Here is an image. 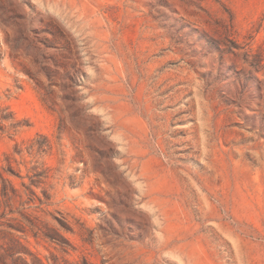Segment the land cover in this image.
Returning a JSON list of instances; mask_svg holds the SVG:
<instances>
[{"label": "rangeland", "instance_id": "374dc122", "mask_svg": "<svg viewBox=\"0 0 264 264\" xmlns=\"http://www.w3.org/2000/svg\"><path fill=\"white\" fill-rule=\"evenodd\" d=\"M0 174V264H264V0H0Z\"/></svg>", "mask_w": 264, "mask_h": 264}, {"label": "trees", "instance_id": "16d2710c", "mask_svg": "<svg viewBox=\"0 0 264 264\" xmlns=\"http://www.w3.org/2000/svg\"><path fill=\"white\" fill-rule=\"evenodd\" d=\"M1 180V188H0V206L2 203L9 204L12 198L17 194V189L13 185V183L0 174ZM39 183V180L37 181ZM37 185V184H36ZM44 196L47 201L50 199V195L43 190ZM39 200L38 207L42 208L44 205H47L48 202L45 199L37 196ZM22 230H25L24 226H21ZM30 228L33 231L35 236H42L45 238H49L52 241H56L58 243H66L69 246H72L71 243L64 238V236L60 233V231L48 223L44 222L39 215H35L33 219L30 221ZM7 252L13 256L14 261L18 262V264H47L45 263L39 256L32 253L20 240H16V243L12 241L11 243L6 244ZM53 262L50 264H91L86 258H82L78 262H71L68 259H64L59 261L58 257H52ZM4 264H7L4 262Z\"/></svg>", "mask_w": 264, "mask_h": 264}]
</instances>
